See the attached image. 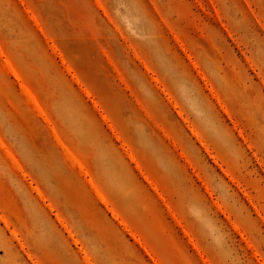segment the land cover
<instances>
[{"label": "rangeland", "instance_id": "374dc122", "mask_svg": "<svg viewBox=\"0 0 264 264\" xmlns=\"http://www.w3.org/2000/svg\"><path fill=\"white\" fill-rule=\"evenodd\" d=\"M0 264H264V0H0Z\"/></svg>", "mask_w": 264, "mask_h": 264}]
</instances>
